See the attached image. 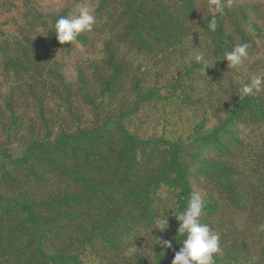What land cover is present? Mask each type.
Masks as SVG:
<instances>
[{
  "label": "trees",
  "instance_id": "1",
  "mask_svg": "<svg viewBox=\"0 0 264 264\" xmlns=\"http://www.w3.org/2000/svg\"><path fill=\"white\" fill-rule=\"evenodd\" d=\"M42 4L0 0V264H171L174 211L193 191L220 236L215 264H264V88L237 92L264 77L261 7L98 0L93 29L61 44L55 21L73 11ZM96 38L101 56L66 78L57 55ZM4 39L30 59L12 60ZM242 43L248 57L228 68Z\"/></svg>",
  "mask_w": 264,
  "mask_h": 264
},
{
  "label": "clouds",
  "instance_id": "2",
  "mask_svg": "<svg viewBox=\"0 0 264 264\" xmlns=\"http://www.w3.org/2000/svg\"><path fill=\"white\" fill-rule=\"evenodd\" d=\"M212 6L223 14L225 7L230 6L231 0H210ZM209 25L210 30L214 31L216 24L214 18ZM97 23V17L94 9L88 4H83L78 9L67 15L60 16L54 24V30L57 40L61 44L74 42L81 34L90 32ZM248 44H238L231 51L224 53V59L228 63V68L239 70L244 60L248 57ZM202 55H197L195 60H203ZM264 88V77L257 76L250 83H245L237 92L240 95H252L256 91ZM205 201L203 197L193 191L188 200L186 207L181 212L174 211V216L179 221L178 233L182 237V246L175 251L171 264H215V257L221 252L220 236L212 228L202 222L204 215ZM170 210V209H169ZM169 228L168 213L161 215L154 221L152 229L164 232ZM160 245L166 249H172V241L166 239L159 240Z\"/></svg>",
  "mask_w": 264,
  "mask_h": 264
},
{
  "label": "rangeland",
  "instance_id": "3",
  "mask_svg": "<svg viewBox=\"0 0 264 264\" xmlns=\"http://www.w3.org/2000/svg\"><path fill=\"white\" fill-rule=\"evenodd\" d=\"M98 0H81L78 3L74 4V0H43L42 9L43 11H48L51 13L59 12L63 7L70 6L69 10L75 12L79 6L83 4H88L91 6L94 10L96 7V3ZM237 3H246V2H256L261 9L264 11V0H233ZM4 2V0H2ZM9 5V3H8ZM262 24L264 25V21H262ZM96 42L87 45H82L81 43H77L75 45V48L70 51H63L57 55V59L60 58L63 64V73L66 76V78L75 80L76 79V65L77 60H83L84 56H89L92 59H97L101 56V41L99 38L95 39ZM4 44L6 46V49L8 51V54L10 58L14 61L23 62L25 60H29L31 57L30 54L23 56V51H27L30 53V47L25 46V44H22L19 46V43L17 45H14L10 40L4 39ZM19 46V47H18ZM59 56V57H58ZM33 62H36L35 59H32ZM2 60L0 59V64ZM39 63V62H38ZM10 78H6L5 75L1 72V66H0V88L2 93L6 92L8 88V80ZM227 226H225V229L227 231V228H230L229 219H227ZM235 224H242V218L239 216V218L236 220ZM223 263L220 261V264Z\"/></svg>",
  "mask_w": 264,
  "mask_h": 264
}]
</instances>
